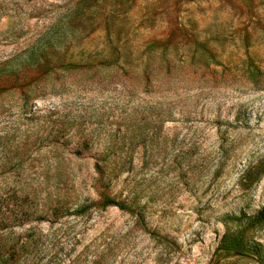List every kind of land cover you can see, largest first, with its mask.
<instances>
[{
    "label": "rangeland",
    "instance_id": "1",
    "mask_svg": "<svg viewBox=\"0 0 264 264\" xmlns=\"http://www.w3.org/2000/svg\"><path fill=\"white\" fill-rule=\"evenodd\" d=\"M262 208L264 0H0V264H264Z\"/></svg>",
    "mask_w": 264,
    "mask_h": 264
},
{
    "label": "trees",
    "instance_id": "2",
    "mask_svg": "<svg viewBox=\"0 0 264 264\" xmlns=\"http://www.w3.org/2000/svg\"><path fill=\"white\" fill-rule=\"evenodd\" d=\"M102 204H103V206H116L117 208H119L121 210H128L129 209L128 205L124 201L119 200V199L114 198V197L109 196V195L104 196V198L102 200ZM88 207H89V205H84V206L80 207L77 210V213L85 212L88 209ZM259 213L261 216L264 217V208H262L259 211Z\"/></svg>",
    "mask_w": 264,
    "mask_h": 264
}]
</instances>
